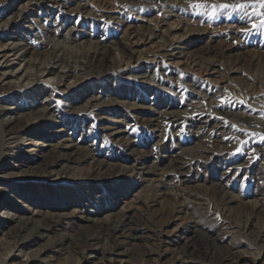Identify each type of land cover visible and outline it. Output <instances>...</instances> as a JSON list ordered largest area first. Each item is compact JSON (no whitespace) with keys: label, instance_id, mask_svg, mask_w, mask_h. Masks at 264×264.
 Segmentation results:
<instances>
[{"label":"bare ground","instance_id":"6f19581e","mask_svg":"<svg viewBox=\"0 0 264 264\" xmlns=\"http://www.w3.org/2000/svg\"><path fill=\"white\" fill-rule=\"evenodd\" d=\"M6 2L10 3L4 6ZM219 4L236 6L234 0H0V96L24 92L40 83L43 92L63 97L72 89L99 78L105 79L108 85H115L114 79H121L143 84L148 90L160 86L180 89L193 95L209 110L201 111L194 105H186L184 108L188 112L183 115L177 106L174 111L159 113L154 120L149 119L150 131L159 133L157 145L162 143L159 150L173 148L172 139L181 142L182 133L195 129L196 133L190 138L198 141V144L217 146L220 141L212 139V134L218 131L216 135L227 137L232 150L246 151V156L251 155L250 160L238 155L228 157L230 154L224 147H221V151L225 152L222 156L181 147L168 156L161 155V162L169 160L167 165L164 163L162 166H168L172 174L164 168H155V174L152 173L155 178L143 179V183L140 180L136 184V181L129 182L127 189L134 187L135 195L143 205H161L159 200L165 197V185L168 184L165 177L172 178L168 182H191L185 169L196 168L203 160L226 162V159L235 165L234 168L251 165L252 169L259 166L261 170L260 166L264 165V146L258 148L257 144L264 140V119L226 111L225 104L238 102L250 107L251 111L264 114V27L261 26L264 20L259 21L256 12L237 6L221 10L216 19H210L206 12L216 11L212 5ZM71 17H75L76 21H71ZM201 41H205V45L196 48L195 45ZM111 76L113 79H108ZM118 87L125 88L121 85ZM52 108L42 110L35 123L19 118L0 123V161L15 157L13 155L17 149L22 151L20 155L37 152V148L46 143H39L42 138L39 130L45 131L48 126L50 129L62 130L70 127L67 129L71 131L70 135L51 145L52 149L59 147L61 150L55 152L49 163L45 166H33L30 163L19 166V171L24 174L17 176L31 183L39 179L54 180V174H64L63 179L73 182L74 179L65 171L78 170L79 165L84 163H88L91 173L104 175L105 167H98L94 149L73 143V138L75 132L79 131V138L83 135L82 141L87 143L89 128L107 122L105 112L100 110L99 105H93L92 109L82 107L70 117L62 116L58 121L52 117ZM141 108L133 105V109L143 115ZM49 119H52L51 122ZM129 122L128 118H123L112 124L117 126L115 129L109 128L108 131H113L114 137L128 132ZM201 130L204 133L199 135ZM168 137L170 139L166 141ZM25 139H29L30 144V151L26 153L23 152L26 147L21 145ZM126 141L122 147L133 142ZM69 143L73 150L65 151ZM128 155L134 158L139 155L142 160L148 157L145 152L137 150H131ZM234 168L226 169L220 175L227 176L228 172L235 174L231 172ZM137 170L151 177L148 176L151 173L145 172L143 167ZM81 180L85 182L89 177L83 174ZM150 181L158 191L149 198L151 189L146 182ZM261 183L264 185V177ZM6 193L10 195L5 197ZM82 193L83 190L79 189V203L94 195L90 187L86 194ZM58 195L61 204H64L67 198L60 192ZM217 196L223 204L215 215L224 216V205L237 204L241 210L251 211L253 216H264V202L237 201L224 189ZM2 198L16 203L21 198L27 200L28 210H32V206L52 204L43 192L35 193L29 186L17 185L15 179L0 170V206L3 204ZM192 199L198 200L196 197ZM185 209L180 204L176 208L163 209L161 213L147 219L145 230L152 236V244L145 251V259L141 264H214L209 249L195 247L191 237L182 238L185 244L180 253L167 256L171 242L160 240L167 234L164 220L193 213H185ZM90 214V211H84L79 217L87 226L93 223ZM241 215L235 217L233 226L228 222L218 228L217 238L229 237L226 244L218 246L212 241L210 245L214 254H220L218 264H264V259L260 262L261 251L264 257L261 245L255 252L249 251V247L256 246L258 242L264 246V224H258L257 218L253 216L248 220ZM50 216L54 218L52 214ZM1 219L10 222L19 219L20 225L14 230L9 229L7 236L0 238V264H140L117 258L124 255L118 253L115 246H104L97 250L92 247V242L98 240L102 233L110 238L137 239L139 223L131 211H125L110 225H105L103 221L105 226L95 231V237L77 233L74 243L69 246L68 256L63 259L60 258L64 248L62 241L52 243V239H49L45 245L33 249L37 245L36 241L45 236L40 231H55L61 226L60 220L53 221L50 218L49 222L41 221L29 228L27 224L32 220L5 213L0 214ZM190 222L189 228H185L188 229L187 234L200 231L208 234L213 227L210 221H206L198 230L197 224ZM0 225L4 226L3 221H0ZM93 232L89 230V233ZM241 235L248 238L249 244L238 240ZM16 252L22 254L23 259L15 255ZM55 254L58 257L53 256Z\"/></svg>","mask_w":264,"mask_h":264},{"label":"rangeland","instance_id":"374dc122","mask_svg":"<svg viewBox=\"0 0 264 264\" xmlns=\"http://www.w3.org/2000/svg\"><path fill=\"white\" fill-rule=\"evenodd\" d=\"M234 1L237 7L240 5H247L248 7L244 9L256 12L257 19L259 21L262 19L264 20V8L261 7L260 0ZM9 3L10 2H6L4 6ZM4 6L2 8H4ZM70 20L76 21L75 17H71ZM38 43L40 44L41 40H39ZM204 45L205 41H201L195 46L196 48H200ZM108 79H113V76L108 77ZM105 81L106 80L103 78L90 80L89 82L84 83L81 87L72 89L63 97L57 94L50 95L43 92V88L40 83L24 92L17 91L0 96V123L2 124L12 122L15 118L25 119L30 123H35L39 117V113L46 107H53L51 109V112L53 111L52 117L54 120L58 119V121L62 116L65 118L70 117L74 111L82 109V107L84 109H92L93 105H99L100 110H103V112H105V116L108 118L106 119L107 122L103 125L89 128L90 130L87 131L89 136L86 139L87 143L82 141L84 138L83 135L79 138V131L75 132V136L73 138V143H77L82 147L89 146L88 148L94 149V159L96 160L98 167H105L104 175L91 173L88 171V163H84L81 166L79 165L78 170L65 171L68 172L67 175L71 176V179H74L73 182H68L66 179H63L64 174H54V180L50 178L48 180L39 179V181L31 183L21 180L17 175H23L24 172L19 171V166L22 167L28 163L33 166L36 164L45 166V164L49 163L54 155H56L55 152L61 150L59 147L54 150L51 148V145L56 143L58 140L63 139L64 136H67L68 134L70 135L71 131L67 130L70 127L66 130H62L50 129V126H48L45 131H38L42 137L41 140H39V143L41 145L43 142L46 143H44L41 148H37V152L20 155L19 152L22 151L17 149L14 151L13 155L15 157L9 158V160L6 158L0 161V170L4 173V175L15 179L17 185L29 186L35 193L43 192V195L47 196L46 199L48 202L51 200V206H32V210H28L29 203L26 202L27 200L21 198L18 199V202L16 203V201L10 199V204V202L6 200L7 198H2L3 204L9 203L11 206H4L2 204V206H0V214L5 213L14 215L17 218H22L23 220H32L27 224L29 228H32L41 221L49 222L51 220L54 221V219L55 221L60 220L61 226H59L55 231H40L45 236L36 241L37 245L33 246V249L37 248L39 245H45L48 243L49 239H52V243L62 241L64 248L61 251L62 255H60V258L63 259L68 256L69 246L74 243L77 238V233L90 238L95 237V231L98 228L110 225L111 221L113 222L118 220L125 211H131V214L136 217L139 223L140 233L137 234V239L126 240L118 238L117 236L110 238L105 233H102L101 236L97 238L98 240L92 242V247L97 250L104 246H115L117 247L118 253L124 255L118 256L117 258H123L130 262H137L141 264L145 259V251L150 248V245L152 244V236L145 230L147 219L161 213L163 209H170L172 207L176 208L181 204L183 207L187 208L185 209L186 211H184L185 213H193H190L189 216H187L188 214H181L178 217H170L168 220H164V223L166 222L167 234L160 237V240L163 242H171L168 247V249H170L167 256L171 257L173 254L177 255L180 253L181 250L184 249L185 244L182 238L191 237L193 243L195 242V247L208 248L211 255L213 254V263L218 264L220 254H214L210 245L214 242L215 245L217 244L218 246H222L229 241V237L227 236H220V238H217L219 237L218 228L223 224H228V222L231 223V226H233L234 224L232 223L236 220L235 217L240 213L242 214L241 216H245L248 220L253 215L249 210H241L237 204H226L224 205L226 208L224 216L215 215V212H218L221 208V204H223L217 194L221 193L222 189H224L233 199L237 201L264 202V185L261 183L262 178L264 177V165L262 164L260 166L261 170L258 168L259 166L257 167L254 165H252L254 166L253 169L251 165H248L247 167L234 168L235 165H231L232 163L226 159V162H223L222 160L216 162L203 160L202 164L196 168L192 167L185 169V173L189 175L191 182L177 183V180L168 182V180L172 178L165 177L168 184L165 185V197L159 200L162 202L161 205L152 206L149 203L146 205L141 204L140 201H138V197L135 195V188L133 187L130 190L127 189L129 182L136 181V184L139 180L141 181L143 179L155 178L153 176L155 174V168H164L167 172H171L172 174V171L168 169V166H162L164 163L167 165L169 160L166 159L164 160L165 162H161V155L166 154V156H168L169 153H175L180 147L191 150L197 149V151H209L218 156L224 155L225 152L221 151V147H224L225 151L228 150L227 153L230 154L228 157L238 155L239 157L243 156L248 158L247 160L251 159V155L246 156V151L242 152L232 150L231 144L227 143V137H221V135L219 136L218 134L216 135L218 131L212 134V137H214L212 139L220 141L217 146L214 147L211 146V144L209 145L205 143L198 144V141L190 138L192 134L196 133L195 129H191L186 134L182 133L181 142L176 139H172L173 148L165 151L159 150L160 145L162 144L160 143L159 146L157 145L159 133L150 131V124L148 122L149 119L154 120L159 113L174 111L177 106L179 108V112L183 115L188 112L184 108L186 105H194L201 111L209 110V108L184 90L169 89L168 87L162 86L153 90H148V88H145L143 84H135L129 80L114 79V82L116 83L115 85H108ZM118 85L125 88L121 89ZM106 105L112 106L106 107ZM133 105L142 107V112H144L143 115L138 114L137 111L133 109ZM108 108L111 109L107 112L104 111ZM225 108L226 111L243 116L264 119V114L259 111H251L250 107L238 102L227 103L225 104ZM123 118H128L130 121L128 125V132L117 134V136L114 137L112 133L113 131H108V129H115L117 126L112 124L117 123V121ZM230 119L231 118H229V120ZM51 120L52 119H49L50 122ZM118 125L120 126L121 124ZM123 130L124 129H122V132ZM202 133H204L203 130L199 131L198 134L200 135ZM108 135L110 138H108ZM103 137L105 138L102 140ZM169 139L170 137L166 138V141H169ZM126 140L128 142H133L122 147L121 145L124 144ZM70 144L71 143H69L68 148L65 151L73 150L69 147L71 146ZM21 145L26 147L23 152L30 151L29 139H25ZM257 145L259 146L258 148H262L264 146V140L260 141ZM131 150L143 151L148 157L145 160H142L139 159V155H136L137 157L134 158L135 156L132 157L128 155ZM63 164L70 165V163ZM142 167L145 172L148 171L151 173L148 175L151 177H146L144 174H140L142 172L137 169ZM233 168L234 170L231 172L235 174L228 172V174H226L227 176L220 175V172H223L226 169L231 170ZM56 170L58 171L59 167H57ZM211 170L213 174L211 173ZM83 174L87 175L89 180L83 182L81 180ZM177 178L179 179V177ZM141 182L143 183V181ZM151 184H153L151 181L146 182V185H149V188L151 189L149 198L158 191V188H153L154 185L152 186ZM196 185L198 186L196 187ZM88 187L92 188L94 195L91 196L89 200L79 203V189L83 190L82 194H86L88 192ZM59 192L63 195V197L67 198V200H65L66 204H61V198L58 195ZM9 195L10 194L6 193L4 196L8 197ZM193 197L198 198V200L193 201ZM71 200H73V202L70 204ZM37 211H39L38 214H36ZM84 211L91 212L89 217L93 219V223H91L90 226H87L79 219ZM51 214L54 218L52 216L49 217ZM226 216L229 218V221ZM253 217L257 218L258 224H264V216L254 215ZM18 220L19 219L14 222H10L9 220L1 219L0 221H3L4 226L0 225V238L3 237V235L7 236L9 229H16L20 225ZM190 220L197 224L195 226H197L198 230H201L200 226H204L206 221H210L211 226H213L212 230L208 234L203 231H200V233L196 232V234H187L186 230L188 229L185 228L190 226V223H192ZM103 221L106 223L105 225L104 223L102 224ZM77 227H80L81 229H78ZM89 230L94 231L93 234L89 233ZM233 235L236 236L237 234L233 233ZM238 240L249 244L248 238H244L243 235L238 236ZM260 245L264 248L263 243L258 242L256 246H250L249 251L255 252ZM15 255L22 257V254H18L17 252ZM53 256L58 257L56 254ZM21 259H23V257ZM260 259H262L260 262L264 259L262 251Z\"/></svg>","mask_w":264,"mask_h":264},{"label":"snow or ice","instance_id":"6c2138e0","mask_svg":"<svg viewBox=\"0 0 264 264\" xmlns=\"http://www.w3.org/2000/svg\"><path fill=\"white\" fill-rule=\"evenodd\" d=\"M260 4L261 7L264 8V0H260ZM229 7L235 8L236 6L234 5H228V4H219V5H212V8L215 9L216 11H207L206 14L209 15L210 19H216L218 17V15L220 14L221 10H225ZM241 9H244L246 7H248L247 5H240L239 6ZM262 27H264V25H261Z\"/></svg>","mask_w":264,"mask_h":264}]
</instances>
